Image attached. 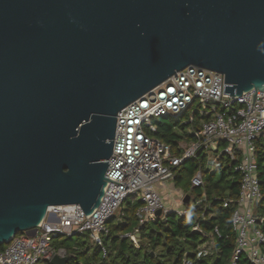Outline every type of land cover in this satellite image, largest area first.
<instances>
[{
    "label": "water",
    "instance_id": "95a60500",
    "mask_svg": "<svg viewBox=\"0 0 264 264\" xmlns=\"http://www.w3.org/2000/svg\"><path fill=\"white\" fill-rule=\"evenodd\" d=\"M189 66L264 92V0H0V245L91 215L118 114Z\"/></svg>",
    "mask_w": 264,
    "mask_h": 264
},
{
    "label": "built area",
    "instance_id": "2783aa9c",
    "mask_svg": "<svg viewBox=\"0 0 264 264\" xmlns=\"http://www.w3.org/2000/svg\"><path fill=\"white\" fill-rule=\"evenodd\" d=\"M224 85L223 74L189 66L122 110L117 117L114 151L106 173L108 183L100 206L87 216L79 205L52 207L35 236L17 235L0 251V264H50L54 257L69 258L67 251L56 248L53 242L78 235H88L106 256L103 237L109 233L108 223L130 197L141 202L137 210L140 226L155 221L160 212L175 213L194 219L193 229L201 232L199 222L206 219L210 207L202 169L191 179V190L200 189V196L180 190L175 205L168 208L160 192V188L171 187L176 191V169L199 156L204 159L205 170L217 172L228 161L239 177L240 190L231 218L236 247L230 264H241V258L249 264H264V216L258 213L263 196L256 147L257 140L264 138V92L224 95ZM183 117L188 118L182 126L189 139L178 143L181 154L177 156L157 137L155 121L173 118L180 123ZM176 131L183 134L181 128ZM230 203V199H222L224 208ZM214 232L220 236L218 229ZM137 233L138 229L124 237L137 244ZM215 249L213 237L197 253L207 256ZM184 264L192 263L185 259Z\"/></svg>",
    "mask_w": 264,
    "mask_h": 264
},
{
    "label": "trees",
    "instance_id": "16d2710c",
    "mask_svg": "<svg viewBox=\"0 0 264 264\" xmlns=\"http://www.w3.org/2000/svg\"><path fill=\"white\" fill-rule=\"evenodd\" d=\"M155 123L158 126L157 137L170 145L173 154L179 156L181 150L178 148V143L189 139L186 128L181 126L183 134L178 133L176 127L179 125V120L173 118H161ZM256 147L258 176L263 196L258 213L264 216L263 137L257 140ZM204 166L202 156L196 160H187L176 169L175 176L177 187L185 181V191H192L194 195L200 196L202 193L200 189L191 190V179L199 169L203 171L210 207L206 219L199 222L201 232H194V219L180 217L175 213L161 214L155 221L140 226L137 210L141 202L135 197H130L124 201L117 215L108 223L109 233L103 237L106 256L103 255L102 248L94 244L88 235L58 238L54 240V246L67 251L69 264H184L185 259L192 264H230L236 247V234L231 225V218L240 190L239 177L233 172L228 161L223 168L214 173L205 170ZM224 198L231 200L227 208L222 205ZM261 228L264 231L263 225ZM136 229H138L137 244L131 238L124 237L126 234L134 233ZM215 229L219 230L220 236L215 234ZM213 237L216 244L215 251L211 255L198 256L199 247ZM5 247L6 245H0V251ZM240 263L249 264L244 258H241Z\"/></svg>",
    "mask_w": 264,
    "mask_h": 264
},
{
    "label": "rangeland",
    "instance_id": "374dc122",
    "mask_svg": "<svg viewBox=\"0 0 264 264\" xmlns=\"http://www.w3.org/2000/svg\"><path fill=\"white\" fill-rule=\"evenodd\" d=\"M188 121V118L187 117H183L181 120H180V123H179V125L176 127V129L177 130H179L180 129V127L184 124V123H186ZM170 186H172V185H170ZM175 189V187H171V191H172V201H171V203H173L174 202V199H173V197L174 198H178V193L174 190ZM178 189H180V190H182L183 192L186 190L185 189V181L184 182H182L181 183V185L179 186V188ZM175 204H173V205H171V206H174ZM170 208H173V207H170ZM137 243H138V241H137ZM74 244V243H73ZM72 244V245H73ZM207 245V244H206ZM204 247H206V246H204Z\"/></svg>",
    "mask_w": 264,
    "mask_h": 264
},
{
    "label": "crops",
    "instance_id": "0c3cea01",
    "mask_svg": "<svg viewBox=\"0 0 264 264\" xmlns=\"http://www.w3.org/2000/svg\"><path fill=\"white\" fill-rule=\"evenodd\" d=\"M168 187H170V186H168ZM178 191H180V189H176V192L177 193H178ZM160 192L165 197L166 207H168V208L173 207L171 205H173L175 203V201L173 203H171V201H172L171 200L172 199L171 197L173 196L171 189L170 188H165V189L164 188H160ZM184 192H188V191H184ZM173 199H174V197H173Z\"/></svg>",
    "mask_w": 264,
    "mask_h": 264
}]
</instances>
